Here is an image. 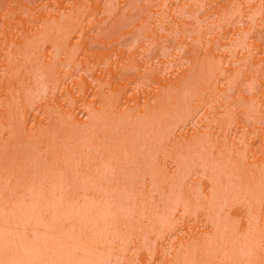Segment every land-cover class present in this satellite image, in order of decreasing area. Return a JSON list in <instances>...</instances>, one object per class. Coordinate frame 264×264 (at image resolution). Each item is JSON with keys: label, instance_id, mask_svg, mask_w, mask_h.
Returning a JSON list of instances; mask_svg holds the SVG:
<instances>
[{"label": "rangeland", "instance_id": "obj_1", "mask_svg": "<svg viewBox=\"0 0 264 264\" xmlns=\"http://www.w3.org/2000/svg\"><path fill=\"white\" fill-rule=\"evenodd\" d=\"M0 264H264V0H0Z\"/></svg>", "mask_w": 264, "mask_h": 264}, {"label": "bare ground", "instance_id": "obj_2", "mask_svg": "<svg viewBox=\"0 0 264 264\" xmlns=\"http://www.w3.org/2000/svg\"><path fill=\"white\" fill-rule=\"evenodd\" d=\"M29 209H30V208H29ZM30 210H31V209H30ZM27 212L29 213V210H28ZM33 212H34V211H33ZM29 214H30V213H29ZM31 214H32V213H31ZM33 215H34V214H33ZM28 217H29V216H28ZM33 217H34V216H33ZM231 243H232V242H231ZM228 244H230V243H228ZM232 245H233V244H232ZM232 245H231V246H232ZM234 245H235V244H234ZM234 247H235V246H234ZM236 247H237V246H236ZM238 247L240 248L239 245H238ZM163 248H164V251H165L166 253H170L171 250H170V248H168L166 245H164ZM232 250H234L233 247H232ZM240 250H241V249H240ZM235 251H236V248H235ZM232 252H233V251H232ZM241 253H242V254L245 253V255H246L247 253L249 254L248 251H245V252H244L243 249H242ZM235 255H236V254H235ZM223 256H224V255H223ZM233 256H234V255H233ZM229 257H230V256L228 255L227 258H229ZM222 258H224V257H222ZM224 259H225V258H224ZM159 261H160V260H159Z\"/></svg>", "mask_w": 264, "mask_h": 264}]
</instances>
